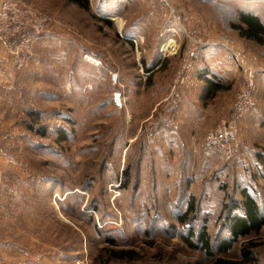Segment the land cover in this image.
Listing matches in <instances>:
<instances>
[{"label":"rangeland","instance_id":"rangeland-1","mask_svg":"<svg viewBox=\"0 0 264 264\" xmlns=\"http://www.w3.org/2000/svg\"><path fill=\"white\" fill-rule=\"evenodd\" d=\"M22 1L51 21L26 65L16 68L9 58L0 79L3 211L17 214L16 232L0 226V251L20 246L51 260L66 255L67 264H210L216 256L238 259L246 246L254 264H264V225L219 249L229 237L228 216L243 212L241 189L264 214V163L257 158L264 137L241 138L229 159L204 140L192 149L175 138L160 147L161 139L146 145L136 137L144 112L165 95L138 76L128 45L134 33L159 35L151 4L90 0L84 10L70 0ZM173 3L208 40L207 0ZM231 59L240 82L243 66ZM231 109L207 111L213 121L205 130ZM203 226L211 253L197 239Z\"/></svg>","mask_w":264,"mask_h":264},{"label":"crops","instance_id":"crops-1","mask_svg":"<svg viewBox=\"0 0 264 264\" xmlns=\"http://www.w3.org/2000/svg\"><path fill=\"white\" fill-rule=\"evenodd\" d=\"M238 11L254 15L264 25V0H207V12L211 16V19L208 17L209 38L207 44L196 48V55L191 58L186 56L187 44L179 26H176L178 35H174L177 52H162L160 46L163 38L159 35L155 37H152V34L148 35V39L142 35L131 34L132 38L128 45L134 52L135 62H140V67L136 66L138 76L148 77L152 87L161 96L169 92L172 84L177 83L176 93L179 96L177 116L180 130L176 136L160 138V147H168V140L175 138L185 143L188 148L194 149L196 143L204 140V134L207 132L205 129L213 121V113H205L214 108L226 110L231 107V93H234L239 83L238 69L236 64L232 63L231 56L240 67L250 69L254 76L257 74L255 76L257 91L247 115L239 123L236 150L243 137L246 141H251L252 134L259 138L264 137V42L258 43L242 37L237 30L231 28V24L239 22L236 15ZM219 26L222 29H219ZM167 34L172 35L171 32ZM223 37H227L228 41L226 42ZM9 58V54L0 45V79L9 69L7 66ZM151 108L152 106L149 110L147 108V112H144L141 118L149 114ZM257 158L263 164L264 152L258 151ZM5 186V181H0V226L6 230L14 229L12 232L14 233L17 214L3 211L5 204L8 203L3 193ZM78 254H82L81 249ZM40 255L41 252H29L22 250L20 246H10L8 250L5 248L0 251V264H67L72 261L66 255H59L60 259L56 260Z\"/></svg>","mask_w":264,"mask_h":264},{"label":"built area","instance_id":"built-area-1","mask_svg":"<svg viewBox=\"0 0 264 264\" xmlns=\"http://www.w3.org/2000/svg\"><path fill=\"white\" fill-rule=\"evenodd\" d=\"M151 4V13L161 19L159 36L163 38L160 46L162 52H177L176 26L183 31L186 40V56L196 55L199 45L207 44L201 31L190 26L184 20V14L173 0H145ZM50 17L22 0H0V45L9 54L16 68L26 65L31 46L36 39L46 32ZM171 32L172 35L167 33ZM227 42L228 38L223 37ZM230 113L220 118L204 136L208 146L219 150L225 159L231 158L238 145L239 123L248 113L257 89L256 79L248 68H242L240 82ZM177 83L172 84L168 93L160 98L151 108L149 114L141 120L136 137L146 145L153 144L165 136H176L180 125L178 120L179 96Z\"/></svg>","mask_w":264,"mask_h":264},{"label":"trees","instance_id":"trees-1","mask_svg":"<svg viewBox=\"0 0 264 264\" xmlns=\"http://www.w3.org/2000/svg\"><path fill=\"white\" fill-rule=\"evenodd\" d=\"M77 6L84 10L90 7V0H70ZM239 22L231 24V28L237 30L239 35L245 38H250L258 43L264 42V25L257 17L249 13L240 12L238 16ZM211 80V79H210ZM216 84V83H214ZM241 214H231L228 216V231L229 237L223 238L219 243L221 251L229 250L233 244L237 243L240 239H247L253 233L259 232L264 225V214L260 208L259 203L255 197L248 192L245 188L241 189ZM193 204V202H192ZM192 205L185 210L183 216L178 219L184 221L185 216L191 211ZM197 239L201 242V247L207 252L210 251V235L206 227H201L197 235ZM188 246L192 247L191 242H187ZM121 254V253H120ZM252 252L246 246L240 248V257L238 259H229L222 256L213 258L210 264H254Z\"/></svg>","mask_w":264,"mask_h":264},{"label":"water","instance_id":"water-1","mask_svg":"<svg viewBox=\"0 0 264 264\" xmlns=\"http://www.w3.org/2000/svg\"><path fill=\"white\" fill-rule=\"evenodd\" d=\"M112 80L115 82L116 81V73L112 74ZM113 99L116 104L120 105L121 104V99H120V93L119 92H114Z\"/></svg>","mask_w":264,"mask_h":264}]
</instances>
